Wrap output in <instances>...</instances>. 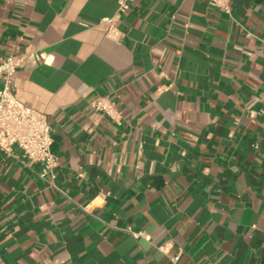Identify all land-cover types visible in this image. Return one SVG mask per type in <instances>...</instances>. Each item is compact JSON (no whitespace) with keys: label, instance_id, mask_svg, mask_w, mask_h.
I'll use <instances>...</instances> for the list:
<instances>
[{"label":"crops","instance_id":"obj_1","mask_svg":"<svg viewBox=\"0 0 264 264\" xmlns=\"http://www.w3.org/2000/svg\"><path fill=\"white\" fill-rule=\"evenodd\" d=\"M118 2L0 0L64 192L0 150V264H264V0H136L115 41Z\"/></svg>","mask_w":264,"mask_h":264},{"label":"built area","instance_id":"obj_2","mask_svg":"<svg viewBox=\"0 0 264 264\" xmlns=\"http://www.w3.org/2000/svg\"><path fill=\"white\" fill-rule=\"evenodd\" d=\"M136 0H119L116 16L106 19L107 37L120 40L123 36L117 26V19L130 10ZM212 6L229 12L228 0H209ZM45 60L44 54L31 53L22 57H9L0 63V150L12 154L18 148L30 163L42 166V179H51L53 187L64 194L55 184L57 161L51 152L52 127L47 117L18 101L14 95V76L19 69L36 65ZM161 88L158 92L166 91ZM92 111L102 113L117 125L122 115L109 97H100L91 103ZM174 263L179 257L172 259Z\"/></svg>","mask_w":264,"mask_h":264}]
</instances>
